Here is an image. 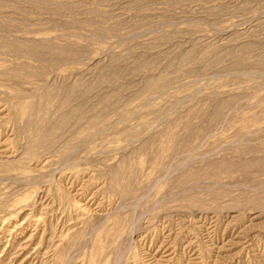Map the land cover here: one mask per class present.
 Returning a JSON list of instances; mask_svg holds the SVG:
<instances>
[{
    "label": "rangeland",
    "instance_id": "obj_1",
    "mask_svg": "<svg viewBox=\"0 0 264 264\" xmlns=\"http://www.w3.org/2000/svg\"><path fill=\"white\" fill-rule=\"evenodd\" d=\"M0 264H264V0H0Z\"/></svg>",
    "mask_w": 264,
    "mask_h": 264
}]
</instances>
